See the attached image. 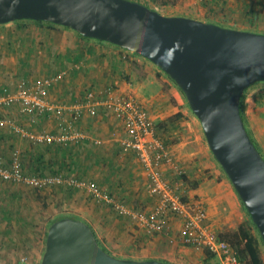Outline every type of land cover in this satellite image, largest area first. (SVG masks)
I'll return each instance as SVG.
<instances>
[{
  "label": "crops",
  "instance_id": "crops-1",
  "mask_svg": "<svg viewBox=\"0 0 264 264\" xmlns=\"http://www.w3.org/2000/svg\"><path fill=\"white\" fill-rule=\"evenodd\" d=\"M143 1L151 4L153 10H162V14L166 16L188 17L241 31L264 32V0ZM1 29L15 30L21 34L19 40L15 41L16 44H22L20 52L23 56L20 61L25 62L19 67L15 66L12 72H7L9 79L15 76L45 77L63 71L66 73L63 81H66L65 84L62 82L56 85L49 96L50 101L58 106L65 103L62 99L67 95L71 83L72 107L79 104L80 100L83 101L88 92L113 88L117 95L136 98L146 109L156 128L160 122L179 112L173 106L171 97L165 94L156 74L150 73L139 84H133L132 80L128 81L126 74L131 72V65L127 63L121 50L107 43L83 38L70 28L37 24L31 20L0 25ZM28 31L34 34L35 38L38 35L41 37L34 43L24 42L22 35H26ZM57 35L63 36L64 44L72 43L69 46L72 56L64 58L65 54L62 56L59 50L53 52L54 46H58L55 42ZM16 51L19 49L16 48ZM164 81L166 83V80ZM18 83L13 85L11 90H15ZM179 91L177 86L172 87V95L183 105ZM25 109L16 103L11 108L0 110V116H13L16 126L32 134L47 132L60 135L63 126L73 124L82 138L59 143L35 142L23 137L15 127H1L0 159L3 165H10L13 151L17 149L21 152L26 173L31 176L63 175L83 179L98 185L113 200L131 210L141 213H152L155 210L159 200L149 189L150 172L139 160L136 152L122 147L121 140L126 133L125 125L120 119L103 108L94 117L84 111L79 120H76L73 112L68 110L59 113L52 110L40 112L37 109L29 111ZM183 111L189 113L187 108ZM247 119L259 142H263L255 116L251 113ZM161 138L165 139L166 144L172 149L176 167L181 169L191 182L198 183L196 189L185 183L188 186L187 198L191 203L203 205L208 214L206 225L211 230L216 233L237 231L242 224L250 221L242 203L237 206L236 219L230 214L223 213L222 206L214 208V205H219L224 200L234 199L237 193L213 156L196 116L190 115L186 122L180 119ZM262 154L264 156V152ZM162 171L166 180L171 182L178 180L175 177V166L165 165ZM5 183L27 187L9 181ZM39 190L44 196L43 200L52 206L54 215H62L68 211L69 214L65 216L78 217V220L92 228L102 248L116 258L162 260L167 264H220L217 258H209L203 251L181 243L177 233L179 220L171 214L162 217L168 222L170 231L150 235L129 216L119 214L112 204L94 197L85 189L55 185ZM233 203L235 205V202ZM37 243L41 245V241ZM6 244L11 245L10 238H7ZM40 247L33 248L31 253L28 252L27 262L25 259L22 262L37 264L42 257ZM11 253L5 245L3 249L0 247V264H16L17 261Z\"/></svg>",
  "mask_w": 264,
  "mask_h": 264
},
{
  "label": "water",
  "instance_id": "water-1",
  "mask_svg": "<svg viewBox=\"0 0 264 264\" xmlns=\"http://www.w3.org/2000/svg\"><path fill=\"white\" fill-rule=\"evenodd\" d=\"M31 20L140 55L182 90L207 144L264 242V158L241 116L245 91L264 82V35L181 16L130 0H0V25ZM41 264H167L119 259L104 251L83 221L48 229Z\"/></svg>",
  "mask_w": 264,
  "mask_h": 264
},
{
  "label": "built area",
  "instance_id": "built-area-1",
  "mask_svg": "<svg viewBox=\"0 0 264 264\" xmlns=\"http://www.w3.org/2000/svg\"><path fill=\"white\" fill-rule=\"evenodd\" d=\"M65 77L66 73L63 71L34 80L23 79L15 90L8 88L3 90L0 96V110L11 108L19 103L26 108V111L37 109L40 112L52 110L61 113L68 110L73 112L76 120H79L84 111L94 117L100 109H106L109 114H113L124 123L126 134L121 140V145L125 150L136 152L139 160L150 172L149 189L158 197V206L152 213H141L116 202L98 185L86 180L63 175L31 176L25 172L21 152L17 149L13 151L10 165H3L0 159V180L39 189L55 185L85 189L94 197L112 204L119 214L129 216L150 235L169 232V224L162 217L171 214L179 220L180 226L177 228V233L184 246L209 252L219 259L220 264H243L238 251L230 243L220 240L218 234L206 225L208 214L203 205L183 201V197L186 195L188 197V186L182 181L184 172L176 167L172 149L157 134L156 126L141 103L136 98L117 95L113 88H107L99 92H88L84 100L74 107L58 106L50 101L49 96L51 90L62 83ZM4 126L15 127L23 137L35 142L59 143L82 138L73 124L63 126L60 135L47 132L32 134L16 126L12 117L0 116V128ZM165 165L175 166L177 181L171 182L164 178L162 168Z\"/></svg>",
  "mask_w": 264,
  "mask_h": 264
},
{
  "label": "rangeland",
  "instance_id": "rangeland-1",
  "mask_svg": "<svg viewBox=\"0 0 264 264\" xmlns=\"http://www.w3.org/2000/svg\"><path fill=\"white\" fill-rule=\"evenodd\" d=\"M137 2L149 8L152 9L154 8L151 4L143 0H137ZM158 12L163 13L162 10L160 9L158 10ZM253 32L264 35V32H260L258 30H254ZM20 35H21L20 32L15 30H7V31L5 29L0 30V96L3 94V89L6 87L11 90V88H13V85H16L18 82L22 81L23 79L32 80L34 78L40 77L36 75L29 76L27 78L15 76L9 79L7 77L8 75L7 72H12L15 66L19 67L22 63L25 62V61L22 62L20 61L23 56L22 52H20V47L22 46V44H16L17 41H15L16 39L19 40V37H21ZM33 35L34 34H30L29 31L27 32L26 35H22L24 36L23 39L24 42L27 41L29 43H34L36 42L37 38L41 37V35H38L35 38ZM64 41L65 39L63 38V36L57 35L55 38V42L58 43V46H54L53 52L59 50V54H61L62 56L63 54H65L64 55L65 58L67 56H72V52L69 50V46H71L72 43L70 42V44L66 45L64 44ZM95 41L98 42V40ZM104 43L106 44L107 42ZM107 45L113 46L118 50H121L120 52L125 55V59L127 63L131 65V72L129 71L127 72V74L125 73L128 76V81L132 80L133 84L136 83L139 84L142 83L150 73L156 74L158 81L163 86L165 94L171 97L170 99L172 101L173 106L176 109H178L179 112L177 114L182 115L181 119L183 120V122H186V118L190 119V115L191 117L195 116L187 103L186 97L182 94L181 89L176 85V83H174V81L169 79L168 75L165 72H163L160 68H158L152 62H150L148 59L140 55L124 50L110 43H107ZM16 48H18L19 51H16ZM124 55L122 56L124 57ZM32 63H36V62H32ZM163 79L166 80V83ZM65 82L63 83L65 84ZM64 84L62 85L63 87ZM171 86L175 88L177 86V88H179L183 105H181L182 103L180 102V100H177V98L174 97V95H172ZM63 90L64 89H62V91ZM67 90H68L67 95H64V98L62 99L63 102H65L64 104L62 103L63 106L65 105L71 106L70 103L72 104L71 83L69 84ZM244 96H245L244 101L247 105L246 117L248 118L251 113L255 116V118L258 121L257 125L259 127V130L262 132L260 133V136L263 139V142H259L248 119L246 123L247 128L250 132V135L255 139L256 143L258 144L260 150L264 152V147H262V144L264 145V82H259L250 86L245 91ZM81 101L82 100H80V102ZM185 108H187L189 115L184 113L183 110ZM11 117L14 119L13 116ZM174 142L176 141L174 140ZM261 151L260 153L263 156ZM189 187L191 188V185H189ZM237 196L234 199L232 198L233 200L232 199L224 200L221 204L214 205V208L216 207L220 208L222 206L223 213L230 214L233 219H236L238 217V212L236 211L237 206H239L242 203L239 200L240 199L239 196L238 197ZM43 197L44 196L41 193H39L35 188L18 187L0 181V247L1 249H3V245H5V247L10 251V253L13 251L11 253V256L15 259V261H17L16 264H26L29 257L28 252L31 253L32 252L31 250L35 247L36 249H38L37 248L38 246L39 247L41 246L40 247L41 256L43 257L46 248V240H47L46 233H48L50 224L52 223L53 220L61 216H65L66 214H69V212L66 211L62 215H58V216L54 215V212L52 211V206L50 204H47L43 200ZM197 198L199 200V197ZM234 200H237V202ZM233 202H235V205ZM139 207L141 208V205ZM248 224L249 226H251L250 221L248 222ZM253 231L255 234H257L255 229H253ZM7 238H10L11 241L10 246H7L6 244ZM38 241H41V245L37 243ZM261 250L264 257L263 245H261ZM24 259L26 260V262H22V260ZM41 259L37 264H41L42 261ZM157 261L167 263L162 260H157Z\"/></svg>",
  "mask_w": 264,
  "mask_h": 264
},
{
  "label": "trees",
  "instance_id": "trees-1",
  "mask_svg": "<svg viewBox=\"0 0 264 264\" xmlns=\"http://www.w3.org/2000/svg\"><path fill=\"white\" fill-rule=\"evenodd\" d=\"M130 1H137V0H130ZM37 24H47V25H50V26H57V25H54L52 23H46V22H36V21H33ZM69 29V28H68ZM84 38V37H83ZM102 42V41H100ZM169 77V76H168ZM170 80H172L170 77H169ZM173 81V80H172ZM175 83V82H174ZM182 92V90H181ZM182 94L184 95V93L182 92ZM185 96V95H184ZM244 95L242 97V100H241V105H240V111H241V116L243 118V121L245 123V127L247 129V132L252 140V142L254 143V145L256 146V148L258 149V151L260 150L258 144L256 143L255 139L250 135V132L247 128V117H246V108H247V105L244 101ZM182 118V115L181 114H177V115H174L172 117H170L168 120L166 121H163V122H160L158 125H157V134L159 136H165V134L168 133L169 131V128L171 126H174V124L179 121L180 119ZM261 151V150H260ZM259 151V152H260ZM262 152V151H261ZM24 170H25V167H24ZM26 172V171H25ZM3 181V180H1ZM182 181L188 185H191V187L193 189H196L197 186H198V183L197 182H191L187 175H184L183 176V179ZM3 182H6V181H3ZM39 193H40V190L39 188H35ZM239 196V195H238ZM240 198V197H239ZM183 201L184 202H187L189 201L188 198H187V195L185 197H183ZM241 201V199H240ZM242 202V201H241ZM45 204V202H44ZM242 205L244 207V210L246 211L247 213V216L250 220V223H251V226H249L248 223H244L242 224L237 231H224V232H221V233H217L218 236H219V239L222 240V241H226L228 243H230L237 251H238V254H239V258H240V261L244 264H264V257H263V254H262V250H261V245L264 246V242L262 240V237L257 229V227L255 226V224L253 223L252 219H251V216L249 215V213L247 212L243 202H242ZM117 212V211H116ZM66 217H70V218H74V219H77L76 217H71V216H61L55 220L52 221V223L54 221H57V220H61V219H64ZM51 223V224H52ZM50 224V226H51ZM253 229L256 230L257 234L254 233ZM46 236H47V233H46ZM100 245V244H99ZM101 246V245H100ZM102 248V246H101ZM103 249V248H102ZM104 250V249H103ZM105 251V250H104ZM205 255L209 258H214L213 255H211L209 252H204Z\"/></svg>",
  "mask_w": 264,
  "mask_h": 264
}]
</instances>
